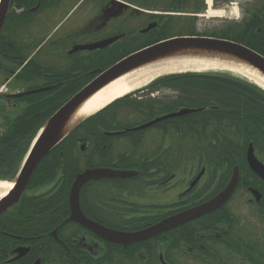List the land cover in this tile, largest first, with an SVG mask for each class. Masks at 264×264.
<instances>
[{
  "label": "flooded vegetation",
  "instance_id": "obj_1",
  "mask_svg": "<svg viewBox=\"0 0 264 264\" xmlns=\"http://www.w3.org/2000/svg\"><path fill=\"white\" fill-rule=\"evenodd\" d=\"M8 1L0 186H10L0 192V264H264V93L211 91L200 106L184 96L183 77L163 74L43 155L35 145L45 122L89 81L161 38L235 40L264 57V0ZM183 107L203 109L165 117ZM90 169L104 176L76 190ZM232 182L220 208L185 224L135 242L100 234L140 232Z\"/></svg>",
  "mask_w": 264,
  "mask_h": 264
},
{
  "label": "water",
  "instance_id": "obj_2",
  "mask_svg": "<svg viewBox=\"0 0 264 264\" xmlns=\"http://www.w3.org/2000/svg\"><path fill=\"white\" fill-rule=\"evenodd\" d=\"M8 4V0H0V29L5 20ZM154 25L155 23L150 24L146 30L151 29ZM174 61L177 63L180 61H209L220 63L229 67L244 69L258 75L264 80V58L243 44L208 37H175L160 41L116 63L101 73L62 106L52 118L47 121L44 131L36 142V146L40 148V154L43 155L48 150L52 149L84 119L85 115L81 113L82 109L92 97L108 85L140 68L173 63ZM194 111L196 110L186 108L171 115H183ZM248 156L252 168L259 172V166L252 161V150H249ZM104 172L105 171L101 172L100 169L86 170L84 173L78 175L74 183V188L77 190L85 182L99 176H104ZM235 184L236 182L230 183L211 200L169 216L146 230L129 234L103 232H100V234L111 240L125 242L146 239L216 210L228 200ZM75 189H73V191ZM92 228H95L94 225H92ZM95 229L98 230V228Z\"/></svg>",
  "mask_w": 264,
  "mask_h": 264
},
{
  "label": "bare ground",
  "instance_id": "obj_3",
  "mask_svg": "<svg viewBox=\"0 0 264 264\" xmlns=\"http://www.w3.org/2000/svg\"><path fill=\"white\" fill-rule=\"evenodd\" d=\"M183 71L227 73L235 77L247 79L264 89V81L260 77L248 71L238 69L237 67H229L227 65L209 61H180L178 63L174 61L173 63L147 66L129 73L108 85L92 97L82 109L81 113L83 115L92 114L108 105V103L112 102L114 99L132 93L138 89H142L152 81V79L156 78L159 73ZM9 186L10 184L1 185L0 192H4Z\"/></svg>",
  "mask_w": 264,
  "mask_h": 264
},
{
  "label": "trees",
  "instance_id": "obj_4",
  "mask_svg": "<svg viewBox=\"0 0 264 264\" xmlns=\"http://www.w3.org/2000/svg\"><path fill=\"white\" fill-rule=\"evenodd\" d=\"M184 78L183 81V90L189 96L195 95L196 87H199L197 90L204 93L198 94V98H206L209 91H215L220 93L221 98L229 95L234 99H250V98H261L262 96L251 87L250 85L243 83L241 81H236L231 78H228L224 75L217 74H198V73H185L179 74ZM188 78V79H187ZM197 84V86H196ZM196 86V87H195ZM222 111V108L220 109ZM219 110H215V113H220Z\"/></svg>",
  "mask_w": 264,
  "mask_h": 264
}]
</instances>
